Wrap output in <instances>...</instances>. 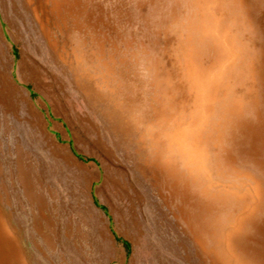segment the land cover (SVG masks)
<instances>
[{"label": "rangeland", "instance_id": "rangeland-1", "mask_svg": "<svg viewBox=\"0 0 264 264\" xmlns=\"http://www.w3.org/2000/svg\"><path fill=\"white\" fill-rule=\"evenodd\" d=\"M0 264H264V0H0Z\"/></svg>", "mask_w": 264, "mask_h": 264}, {"label": "bare ground", "instance_id": "bare-ground-1", "mask_svg": "<svg viewBox=\"0 0 264 264\" xmlns=\"http://www.w3.org/2000/svg\"><path fill=\"white\" fill-rule=\"evenodd\" d=\"M208 6H210V5H208ZM217 21H218V20H217ZM220 21H221V20H220ZM215 23H216V22H215ZM216 27H217V26H216ZM215 31H216V30H215ZM211 32H212V31H211ZM215 33H216V32H215ZM209 34H210V33H209ZM209 34H208V35H209ZM204 37H205V36H204ZM211 37H212V36H211ZM216 38H217V37H216ZM238 49H239V48H238ZM187 61H188V60H187ZM191 61H192V60H191ZM212 68H213V67H212ZM190 91H191V90H190ZM194 92H195V91H194ZM168 122H169V121H168ZM185 139H186V138H185ZM185 139H183V141H186ZM175 142H176V140H175ZM228 216H229V215H228ZM226 239H227V238H226ZM226 242H227V241H226ZM226 242H225V243H226ZM226 250H227V249H226ZM220 262H221V261H220Z\"/></svg>", "mask_w": 264, "mask_h": 264}]
</instances>
